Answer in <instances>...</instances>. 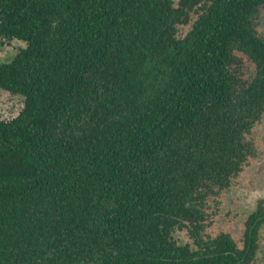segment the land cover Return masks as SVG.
Here are the masks:
<instances>
[{"label": "trees", "instance_id": "trees-1", "mask_svg": "<svg viewBox=\"0 0 264 264\" xmlns=\"http://www.w3.org/2000/svg\"><path fill=\"white\" fill-rule=\"evenodd\" d=\"M253 4L0 0V38L24 43L0 64L24 97L0 120V264L171 263L175 218L242 160L257 98L226 64Z\"/></svg>", "mask_w": 264, "mask_h": 264}, {"label": "flooded vegetation", "instance_id": "flooded-vegetation-1", "mask_svg": "<svg viewBox=\"0 0 264 264\" xmlns=\"http://www.w3.org/2000/svg\"><path fill=\"white\" fill-rule=\"evenodd\" d=\"M248 14L246 29L254 46L231 44L226 64L232 89L241 97L255 93L257 98V106L251 108L254 114L246 118L239 134L242 160L226 185L200 189L195 209L198 218H175L166 235L172 248L169 264H264V0H254ZM190 16L188 30L199 12L194 10ZM23 46L21 41L0 38V64ZM6 93L20 97L22 104L14 102L7 110L18 112L0 116L2 121L16 117L24 106L23 96L0 87V95ZM2 96L0 100L5 98ZM220 147L215 148L214 155L225 158L226 152Z\"/></svg>", "mask_w": 264, "mask_h": 264}, {"label": "rangeland", "instance_id": "rangeland-1", "mask_svg": "<svg viewBox=\"0 0 264 264\" xmlns=\"http://www.w3.org/2000/svg\"><path fill=\"white\" fill-rule=\"evenodd\" d=\"M188 28H189V25L179 27L178 34L184 35L185 32L188 30ZM0 96H2V94ZM2 97H5V98L0 100V105H1L0 106V116L10 117L11 115H15L18 112V110H7V108L12 106V104L17 101H18L17 105L20 106L22 104L20 97H16V96L10 97L8 93L4 94Z\"/></svg>", "mask_w": 264, "mask_h": 264}]
</instances>
